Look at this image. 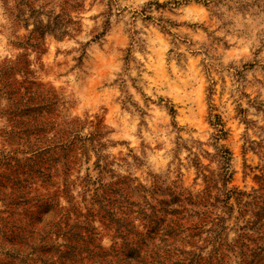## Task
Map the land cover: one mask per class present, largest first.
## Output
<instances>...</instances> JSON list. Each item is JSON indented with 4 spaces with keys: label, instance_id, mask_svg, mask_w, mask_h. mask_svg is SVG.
Returning a JSON list of instances; mask_svg holds the SVG:
<instances>
[{
    "label": "rangeland",
    "instance_id": "rangeland-1",
    "mask_svg": "<svg viewBox=\"0 0 264 264\" xmlns=\"http://www.w3.org/2000/svg\"><path fill=\"white\" fill-rule=\"evenodd\" d=\"M78 1L75 30H48L44 49L32 50L20 39L53 23L63 0H0V69L26 54L27 78L56 99L50 117L77 122L88 139L66 156L68 170L62 154L36 165L32 143L11 140L0 112V264H34L28 252L10 259L5 236L12 225L25 235L32 216L57 245L66 214L72 224L87 214L95 243H113L84 190L88 175L125 179L138 198L140 186L202 190L221 150L231 154L230 187L249 192L264 170V0Z\"/></svg>",
    "mask_w": 264,
    "mask_h": 264
},
{
    "label": "trees",
    "instance_id": "trees-1",
    "mask_svg": "<svg viewBox=\"0 0 264 264\" xmlns=\"http://www.w3.org/2000/svg\"><path fill=\"white\" fill-rule=\"evenodd\" d=\"M80 6L78 0H63L53 23L37 24L18 45L43 50L46 31L60 38L70 35L75 30L71 25L76 24L71 12ZM26 56L21 54L0 69V112L10 122L6 132L11 140L32 143L28 148L36 165L49 166L52 153L62 154L68 170L66 156L77 149L78 141L88 139L76 133L77 122L56 123L50 117L56 99L27 78ZM2 99L7 100L5 106ZM218 156L219 172L204 174V188L198 192L178 184H156L138 187L140 195L133 198L127 180L107 183L88 175L84 190L113 231L108 248L95 243V228L87 214L73 224L68 214L62 217L64 227L56 235L61 234L65 242L59 245L50 238L47 226L39 223V215L30 217L35 227L30 221L25 224L28 239L19 225L6 227L7 255L15 261L20 252H28L34 264H264V170L255 176L258 187L251 191L230 187L231 154L221 150ZM72 157L76 162L77 157ZM135 219L144 232L137 230ZM229 230L235 231L233 238Z\"/></svg>",
    "mask_w": 264,
    "mask_h": 264
},
{
    "label": "clouds",
    "instance_id": "clouds-1",
    "mask_svg": "<svg viewBox=\"0 0 264 264\" xmlns=\"http://www.w3.org/2000/svg\"><path fill=\"white\" fill-rule=\"evenodd\" d=\"M105 244H107V241H105Z\"/></svg>",
    "mask_w": 264,
    "mask_h": 264
}]
</instances>
